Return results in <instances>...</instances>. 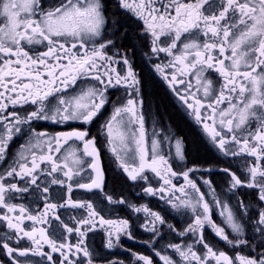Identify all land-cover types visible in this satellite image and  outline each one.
Listing matches in <instances>:
<instances>
[{
    "label": "snow or ice",
    "instance_id": "6c2138e0",
    "mask_svg": "<svg viewBox=\"0 0 264 264\" xmlns=\"http://www.w3.org/2000/svg\"><path fill=\"white\" fill-rule=\"evenodd\" d=\"M0 264H264V0H0Z\"/></svg>",
    "mask_w": 264,
    "mask_h": 264
},
{
    "label": "flooded vegetation",
    "instance_id": "af4514ba",
    "mask_svg": "<svg viewBox=\"0 0 264 264\" xmlns=\"http://www.w3.org/2000/svg\"><path fill=\"white\" fill-rule=\"evenodd\" d=\"M137 63L141 64L140 58H137ZM142 66V64H141ZM147 75V73H145ZM148 95H147V104H146V109L148 111H150L153 116L155 115V113L157 111H159L160 115L164 117L165 121H167L169 123V125L178 133L181 134L185 137L186 141L188 142V148H189V160L192 159H198L201 161H215L216 157L214 155V153L212 151H209L208 148H206L204 146V144H202L200 142V137H199V133L198 130L195 129L194 125L191 124V122L185 117L183 116V114L181 112H177L176 108L174 107L173 102H169L166 98H163V92H159L158 95L153 96L152 92H153V86H152V82L149 78L148 80ZM158 97L161 98L160 101H158ZM107 114V113H105ZM99 126V121H97V123L92 125V132L93 134H95L97 132ZM52 127V126H49ZM150 127V125H149ZM58 130V129H57ZM194 142H198L199 143V147H201V150L199 152H201L198 154V152L196 151L198 148L194 145ZM102 152H103V148H101ZM104 163H105V167L107 169V176H108V180H109V186L110 188H114L117 192L121 191L122 189H125L127 191H134L131 188H128L127 185L124 184V181L121 178V173L115 168L114 165L109 166L108 163V154L105 152L104 153ZM226 163L231 164V166L234 169H239L241 167V162L239 160H230L227 161ZM218 167H222L225 166L224 164H219L216 165ZM212 179L214 181H216L217 185H219L221 183L222 180V176L221 175H213ZM128 184H131V182H128ZM219 190V189H218ZM79 195V194H78ZM151 201V206L153 208H158V202L157 200L153 199V198H145L144 201L142 202H149ZM159 205L162 206V202H159ZM121 215H124V213L122 212ZM186 217H181L179 215L175 216L174 218L172 216H169V221L172 223H182L183 220H185ZM137 235L140 239H148V234L147 233H141L139 232V230L137 231ZM166 239H168V237H166ZM95 243L97 245H99L101 243V240L99 237L96 238ZM124 245L126 247H129L137 252H141V253H145L147 254V247L140 244V243H134L132 241H128V240H124ZM223 246V245H221ZM117 253V256L121 259H128V254L124 253L122 251H120L119 249L115 250Z\"/></svg>",
    "mask_w": 264,
    "mask_h": 264
},
{
    "label": "trees",
    "instance_id": "16d2710c",
    "mask_svg": "<svg viewBox=\"0 0 264 264\" xmlns=\"http://www.w3.org/2000/svg\"><path fill=\"white\" fill-rule=\"evenodd\" d=\"M157 99H158V101L161 100L160 97H158ZM194 145L198 148V149L196 150V151L198 152V154L200 153V155H201V152H199V151L201 150V147H199V146H200L199 143H198V142H194Z\"/></svg>",
    "mask_w": 264,
    "mask_h": 264
}]
</instances>
